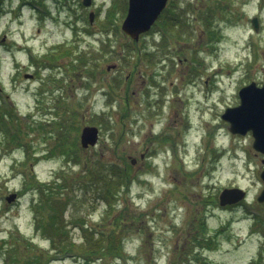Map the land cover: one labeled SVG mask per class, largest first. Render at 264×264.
I'll use <instances>...</instances> for the list:
<instances>
[{
	"label": "rangeland",
	"instance_id": "374dc122",
	"mask_svg": "<svg viewBox=\"0 0 264 264\" xmlns=\"http://www.w3.org/2000/svg\"><path fill=\"white\" fill-rule=\"evenodd\" d=\"M126 5L3 0L0 244L8 238L42 264H264V202L257 200L264 153L251 131L233 133L222 118L240 103L242 86L264 83V0H170L160 24L138 41L121 28ZM168 15L181 21L175 31L162 28ZM83 54L90 63L79 61ZM86 125L100 131L97 144L84 148ZM14 131L24 145L13 142ZM88 160L132 165L131 181L111 207L76 184ZM32 174L72 194L65 241L76 242L75 253L60 252L37 229L41 192ZM231 186L247 198L221 206L219 193ZM14 191L23 194L9 203ZM73 217L104 235L116 228L120 255L85 262V231ZM6 258L0 245V264Z\"/></svg>",
	"mask_w": 264,
	"mask_h": 264
},
{
	"label": "trees",
	"instance_id": "16d2710c",
	"mask_svg": "<svg viewBox=\"0 0 264 264\" xmlns=\"http://www.w3.org/2000/svg\"><path fill=\"white\" fill-rule=\"evenodd\" d=\"M2 4L3 0H0V17L3 10ZM113 5H115V2L113 3ZM126 8L128 9V5H126ZM111 9L112 8L109 9L107 15V20L109 23L112 20L114 21V14ZM127 9H125V12L127 11ZM167 9L168 8H166L165 11H167ZM165 14L166 12L163 13L162 18ZM169 18H173V20ZM180 22L181 21L176 18L175 15H172V17L168 15L164 20V23L162 24V28L164 29L168 27L169 31H175V26L179 25ZM159 24L160 23H158L157 25ZM67 52L68 51H66V53ZM86 59L87 55L83 54L80 56L79 61L84 63ZM10 113H12L11 115L14 118L15 115L13 111ZM6 114L7 111H3L2 117L0 119V121L3 122L5 126H7L6 119L4 118V116L6 117ZM29 127L33 128V126ZM11 139L13 140V142H20V133L17 132L16 134V131H14L11 134ZM18 144L24 145L22 141ZM65 145L66 144H63L62 142L59 143L60 150L63 153L68 152V149ZM73 145L78 150L76 140L74 141ZM78 153L72 155L75 162H79L80 160V154ZM35 157V159H39L38 156ZM91 162L92 160H88V165L85 169H83V171H81L80 175L78 176L79 180L76 184L78 186H81L82 189H93V191H95L94 193L97 195L96 197H102L107 201L109 207H111L112 202L118 196L121 187L123 188L124 186L129 185L132 178V165L127 163L126 166L121 167L116 164H107L102 162L100 165L94 166ZM32 177L34 179L31 181V183H36V188L41 192L40 199L36 203V211L38 212V214H40L37 222V229H43V231H45V234L50 237L49 239L51 241V244H53V247H58L60 249V252L75 253L73 249L77 246L76 242L69 240L68 243L65 241V239L69 237L67 229L69 224L67 222L70 221L65 220V214L68 210V206L71 204L70 200H72V194H69L68 197H65L66 192L62 191L64 189L68 190V187L64 186L59 189L57 186V189H55L54 185H52L51 183L46 181H39L34 174H32ZM22 192L23 191H21V194H23ZM56 193H58V196L55 195ZM74 201L76 202L78 200L75 198ZM71 220L74 224H80L85 231V238L87 240L83 242L84 245L81 248V252H79L81 256H84L83 260L85 262H91L94 258H99L108 254H110V256L120 255V252H122L123 250L124 241L121 233L117 231L116 228H113L108 233H106V235H104L101 234V232H95L92 228L88 227L83 218L80 219L79 217H73V219ZM118 222L119 218H117L116 224H118ZM62 237H64V241L60 240V238ZM0 245L2 255L7 257V264H38L42 261V257L36 254L32 255L31 258L21 255L17 251L16 245H10L8 238H2ZM70 245L71 248L67 247Z\"/></svg>",
	"mask_w": 264,
	"mask_h": 264
},
{
	"label": "water",
	"instance_id": "95a60500",
	"mask_svg": "<svg viewBox=\"0 0 264 264\" xmlns=\"http://www.w3.org/2000/svg\"><path fill=\"white\" fill-rule=\"evenodd\" d=\"M89 5L92 0H83ZM168 0H129L128 12L122 22V30L138 40L141 33L150 30L162 11L165 9ZM94 20V12L90 13V21ZM256 30H259V17L252 18ZM32 76V75H30ZM240 103L236 106L227 107L222 118L229 121V129L233 133L246 134L251 131L254 136L253 146L264 153V84L259 85L252 81L239 90ZM99 127L86 125L81 131V144L83 147L94 146L99 139ZM135 160H133V163ZM260 176L264 181V169ZM247 195V191L239 186L223 188L219 193V204L222 206L235 204ZM17 192H11L6 196L9 202L17 198ZM258 202H264V187L257 197Z\"/></svg>",
	"mask_w": 264,
	"mask_h": 264
},
{
	"label": "flooded vegetation",
	"instance_id": "af4514ba",
	"mask_svg": "<svg viewBox=\"0 0 264 264\" xmlns=\"http://www.w3.org/2000/svg\"><path fill=\"white\" fill-rule=\"evenodd\" d=\"M90 58L91 57H89L87 60H86V62L85 63H90L89 61H90ZM115 65V64H114ZM116 66V65H115Z\"/></svg>",
	"mask_w": 264,
	"mask_h": 264
}]
</instances>
